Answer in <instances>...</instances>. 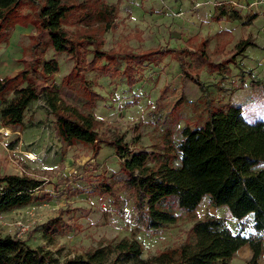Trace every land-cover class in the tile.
I'll list each match as a JSON object with an SVG mask.
<instances>
[{"label":"rangeland","instance_id":"obj_1","mask_svg":"<svg viewBox=\"0 0 264 264\" xmlns=\"http://www.w3.org/2000/svg\"><path fill=\"white\" fill-rule=\"evenodd\" d=\"M105 1L113 6L117 27L94 30L103 37V48L184 47L189 63L191 52L200 48L201 41L213 61L230 55L248 33L253 42L220 70L203 66L196 74L197 83L182 73L179 61L169 54H156L138 66L125 65L121 60V73L87 67L85 79L103 96L88 106L82 79L70 73V56L55 52L46 32L36 42L31 36L32 24L16 25L23 27L16 42L22 46L25 58L54 57L58 62L53 77L40 80L38 86H56L64 102L102 122L99 131L106 138L121 135L132 150L144 148L162 154L169 144L178 142L184 126H201L212 109L228 101L241 105L247 121L264 120V0ZM68 28L83 31L78 25ZM6 43H0V48ZM220 45L223 49L219 51ZM91 47L83 44L86 61L92 56ZM179 97L182 101L177 103ZM7 174H27L42 184L33 192L30 203L0 211V236L16 237L31 248L48 250L60 263L96 248L113 247L121 239L140 242V257L146 259L164 249L193 242L196 223L206 217L222 219L243 236L255 232L252 214L233 220L225 207H213L207 198L193 214H182L163 228L145 230L136 220L133 195L124 184L113 146L101 142L98 155L92 158L89 145L61 142L56 118L42 95L24 110L21 131L13 133L0 125V176ZM262 235L264 238V231ZM246 247L238 249L231 264H246L252 254ZM114 256L111 253L108 262ZM258 263L264 264V249Z\"/></svg>","mask_w":264,"mask_h":264},{"label":"trees","instance_id":"obj_2","mask_svg":"<svg viewBox=\"0 0 264 264\" xmlns=\"http://www.w3.org/2000/svg\"><path fill=\"white\" fill-rule=\"evenodd\" d=\"M112 10L113 6L105 0H0V43L8 41L15 25L32 24L31 36L36 42L46 32L54 51L70 56V73L82 79L88 106L103 96L85 79L83 72L87 67L121 73L124 71L118 68L121 60L125 65L138 66L156 54H169L179 61L182 73L197 83L196 74L203 66L220 70L253 43L248 33L230 55L213 61L201 41L200 48L191 52L189 63L184 47L103 48V37L94 30L100 27L102 32L117 27ZM70 25H78L83 31H71ZM84 43L92 46L88 61ZM222 49V45L217 47L219 51ZM101 59L104 63H99ZM20 61L23 63L20 69L0 75V124H22L28 104L42 95L56 118L61 142L89 145L92 158L98 155L101 142L110 143L118 156L124 184L133 195L136 220L145 230L160 229L175 223L182 214H193L204 198L213 207H225L233 220L240 221L252 214L256 226L254 233L243 236L233 232L222 219L206 217L196 223L193 242L164 249L146 259L140 257V242L121 239L113 247L96 248L62 263L48 250L31 248L23 240L5 235L0 236V264H230L244 245L252 253L246 264H259L264 249V120L247 121L241 105L228 101L212 109L201 126H184L178 142L169 144L162 154L144 148L132 150L121 135L106 138L99 131L102 122L64 102L56 86L49 83L38 86L40 80L52 78L58 70L56 58L41 60L33 56L21 57ZM181 101L179 97L176 102ZM41 184V180L27 174L1 175L0 211L30 203ZM105 187L113 194L108 184ZM113 252L114 258L108 262Z\"/></svg>","mask_w":264,"mask_h":264},{"label":"crops","instance_id":"obj_3","mask_svg":"<svg viewBox=\"0 0 264 264\" xmlns=\"http://www.w3.org/2000/svg\"><path fill=\"white\" fill-rule=\"evenodd\" d=\"M18 27H22V26H16L14 33L12 34L9 41H7L5 48H2V49L0 48V75L1 76L5 74L14 73L15 71H17L23 66V63L20 61V58L24 57L23 48L21 45H19L16 42L17 36L21 34V32H23V27L21 29H18ZM12 41H14V45H12ZM6 127H9L11 132L13 133L14 132L17 133L21 131V124L8 125ZM244 246H247V245H244ZM246 248L248 249L249 247L247 246ZM232 259L230 261V264L232 263Z\"/></svg>","mask_w":264,"mask_h":264},{"label":"bare ground","instance_id":"obj_4","mask_svg":"<svg viewBox=\"0 0 264 264\" xmlns=\"http://www.w3.org/2000/svg\"><path fill=\"white\" fill-rule=\"evenodd\" d=\"M3 134V133H2ZM6 136V135H5ZM30 157H32L31 155H30ZM33 158V157H32Z\"/></svg>","mask_w":264,"mask_h":264}]
</instances>
